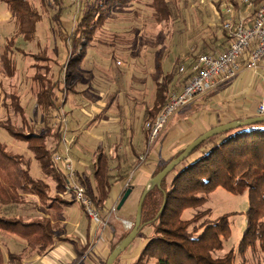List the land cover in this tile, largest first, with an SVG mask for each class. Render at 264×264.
<instances>
[{
    "label": "trees",
    "instance_id": "trees-1",
    "mask_svg": "<svg viewBox=\"0 0 264 264\" xmlns=\"http://www.w3.org/2000/svg\"><path fill=\"white\" fill-rule=\"evenodd\" d=\"M52 1L49 5L53 4L58 9L54 19L60 21L66 10L64 0ZM252 1L254 4L252 12L255 14L264 0ZM1 2L7 7V12L17 26L16 37L21 36L28 42L35 40L37 25L42 19L39 10L47 12L48 0H1ZM138 2L139 0H93L90 5L83 2L79 8L81 14L76 19L71 32L60 34L66 45L70 46V51L62 68L64 74L62 71L57 78L50 75L54 60L47 48L37 54L23 53L35 62L32 67L35 70L33 80L38 85L36 100L45 125L49 126L50 117L61 111L59 95L65 97L76 92L75 86L80 82L76 73L86 57V49L95 40L97 34L106 27L113 11L118 7ZM224 2L227 4L234 2L239 10L240 1L216 2V7L223 16L220 23L223 44L229 46L231 37L223 27L227 16L221 9ZM147 6L153 10V18L157 24L169 22L173 17L169 0H148ZM15 40V37L10 40L0 58V71L10 77L14 75L15 70L11 58L16 50L13 46ZM204 54L216 55L215 52H204ZM198 58L192 61L188 68L178 69V66L173 73L162 76V83H157L153 106L144 107L145 123L155 121L165 107L171 95L169 86L175 74L180 72L187 75V81L191 76V68ZM180 62L177 61V65ZM7 100L11 102L10 105L15 113L24 114L18 95L7 94L2 106L7 107ZM0 128L15 140L26 142L27 149L33 156L28 158L23 154L12 153L0 142V231L18 238L31 251L41 256L56 243L53 220L46 216L42 218L36 216L27 220L22 213L9 216L2 211L27 205L30 196H37L40 202L47 204V209H51L54 202H58L61 206L73 204L50 195L53 190L63 191L68 182L63 168L54 164L52 159L53 154L60 151L61 135L53 134L51 127H48L46 133H39L36 126L29 125L27 121H24L22 126H16L10 119L0 121ZM144 132L148 140L149 133L146 127ZM52 136L55 137L58 145L49 148L48 140ZM183 151L184 149L162 164L154 177ZM33 161L37 163L44 178H36L32 175ZM111 162V157L107 153L100 152L97 155L92 166L94 188L87 179L83 180L80 175L79 178L77 176L78 182L85 187L87 195L100 209H105L115 182L128 177V171L120 172L121 169L118 175H112ZM244 186L248 187L249 199L246 231L237 251L231 250L223 257H215V253L224 249V244L230 237L232 214L212 219L211 209H207L197 212L189 220H184L182 215L188 209H198L206 205L210 194L219 188L223 187L236 195ZM141 225L143 228L137 238L143 237L146 243L135 264H245V262L237 263L238 254L245 256L248 251L264 254V121L222 132L197 146L196 150L163 180L160 187L155 186L147 193L142 209ZM122 227V224H114L111 253L133 230L132 228L125 231ZM147 229L150 233L148 236L144 233ZM9 257L12 263H21V256L9 253ZM4 258L5 255L0 247V264H5Z\"/></svg>",
    "mask_w": 264,
    "mask_h": 264
},
{
    "label": "crops",
    "instance_id": "crops-1",
    "mask_svg": "<svg viewBox=\"0 0 264 264\" xmlns=\"http://www.w3.org/2000/svg\"><path fill=\"white\" fill-rule=\"evenodd\" d=\"M221 9L224 12L223 6ZM239 10L247 16L253 15L252 10H248L244 5H241V3ZM215 11L216 21H214V23H217L218 19L220 25L221 18L223 17L222 13L217 7ZM214 35L215 36L212 38L208 37V40L204 42L201 48L203 54L204 52H215L217 55L229 47L227 44H223L224 39L221 31L216 32ZM192 52L191 50L188 51L184 59L181 56L176 57L175 65L173 68H170L168 73L161 70V65L156 67L155 73L152 74L153 84L156 85L152 103H149L147 96V90L152 86V83H147L146 80H142V82L135 80L130 82L126 80V77L129 76L132 71L127 63L125 65L126 68L111 69V71L105 70L104 73H112V76L114 75L115 78H113L114 83L107 86L109 88H104V84L101 83H97V86H95L94 80L91 82V85H89L88 92L85 91L86 89H77L75 86L76 92L73 94L75 97H82L83 100L85 97H88L93 102H96L97 106L96 110L92 111V114L90 113L91 117L88 120H86V117L80 120L82 125L78 130H82V132L77 130L75 135H73L68 128V135L70 134L71 139L68 135L67 138L72 142L71 151L72 146L76 145L77 142L81 140V133L83 132L89 133V131H91L90 134L92 136L90 135V138L98 141L99 144L96 143V147H91L90 161L79 157L77 158L72 152H70V156L76 163L78 178L80 175L83 180L87 179L92 188L95 187L92 177V166L100 152L107 153L111 157L112 175H118L120 172L128 171V177L126 179L115 182L110 197L105 205V209H107L114 203H118V212L112 219L108 228L102 233L85 215L83 209L78 204H64L63 206L54 205L51 209H46L44 207V211L39 208L41 206L39 198L37 196H30L29 203L22 206L24 208L22 209L24 216L27 220L36 217V215H38L37 213L41 214L39 216L41 218L43 216L50 217L55 225L56 243H54V246L48 252L40 256L31 251L23 242L18 239L16 240L15 237L5 236L0 232L1 236L4 235L2 237L5 239L4 243H6V245H3L0 242V247L5 255V264H14L8 259L10 258L9 253H15L21 256L22 259L20 264L106 263L111 253L113 234L115 232L114 224H122L123 230L128 231L123 221L134 223L133 219L135 216L136 220L137 207L144 193V189L162 164L185 149L198 137L218 126L260 116L258 112L259 107L264 103V65L262 64L256 71L250 70L244 67V58H242L240 60V68L237 76L228 81L216 82L210 90L203 93V95H199L186 107L180 109L172 120L169 121V125L162 133L156 145L150 148L147 159L141 162L140 157L146 152V148L148 147L144 125L141 127L137 125L143 118V122H145L144 107L146 105L149 107L153 106L156 99L157 83H162V76L173 73L179 65L185 62L184 60H193L196 54ZM162 60L163 55L158 54L156 61L161 64ZM179 60L181 62L177 65V61ZM120 66H124V63L121 62ZM182 67L184 66L182 65ZM156 76L159 80L155 79ZM186 77L187 75L177 72L169 86V93H180L185 85ZM81 81L82 79L80 78V82ZM149 89L151 90L152 88ZM66 97L65 104L67 103ZM62 98L63 96L60 94L59 99ZM77 101L79 100H75L76 104H78ZM86 105L87 104H85V106ZM123 106H125L126 109L125 115H123ZM62 107L64 109V106ZM119 111L122 116L119 115ZM141 111L143 117L139 114ZM87 116H89V114ZM123 123H127L126 128H123L125 137L124 135L121 137L120 133L122 132H118L114 128ZM107 125L110 128L104 130V127H108ZM116 136L119 137L120 140L123 139L125 144L120 142V140L118 142H111ZM105 141L109 143L106 146ZM83 148L85 149L86 147L83 145ZM109 149H113L112 152H107ZM59 152L62 154L64 153L63 145L60 146ZM95 153L98 154L95 155ZM112 163H115V165ZM120 169L121 171L119 172ZM41 178H44V176L42 175ZM128 190H130L131 193L119 208ZM54 191L55 190H53V192ZM66 201L69 202L68 200ZM25 207L28 208L26 209ZM34 213H36L35 216H33ZM144 233L147 236L150 235L148 229ZM145 243L143 237L136 238L133 243L121 253L116 264H135Z\"/></svg>",
    "mask_w": 264,
    "mask_h": 264
},
{
    "label": "rangeland",
    "instance_id": "rangeland-1",
    "mask_svg": "<svg viewBox=\"0 0 264 264\" xmlns=\"http://www.w3.org/2000/svg\"><path fill=\"white\" fill-rule=\"evenodd\" d=\"M92 1L93 0H79V3L76 4L73 3L72 0H64L66 10L62 14L60 21H56L54 17L58 9L53 4L49 5V3L53 1L48 0L47 4L49 7L46 9L47 12L42 9L39 10L42 19L37 25L36 38L28 42L21 36L16 37L17 26L11 18L10 13L7 12V7L0 0V58L10 40L14 37L16 39L13 45L16 47V50L11 55L15 67L14 75L10 77L0 71V121H7L10 119L16 126H22L24 121H27L29 125H35L39 133H46L49 129L48 127H51L53 134L56 133L54 127H52L53 115L51 116L52 118L50 117L49 126L45 125L42 121L43 114L36 100L38 85L33 80L35 70L32 65L35 62L30 56H24L23 53L37 54L44 50V48H47L48 53L54 60V63L51 64L50 75H53L55 78L59 77L62 74V68L65 65L66 58L70 51V46L66 45L67 43L60 34L71 32L75 26L76 19H78L81 14L79 8H81L83 2L90 5ZM169 1L173 9V17L169 22L163 24H157L155 22L153 10L147 6L148 0H139L137 5L135 3L116 8L110 15L106 27L97 34L95 40L90 43L86 49V57L78 67L76 73V76L82 79L78 86H76L77 89H86L85 91L88 92L89 85H91L93 80L95 86H97V83H101L104 84V88H109L107 86L114 83V75L112 76V73L110 74L109 72L107 74L104 73L105 70L111 71V69L126 68L125 65L127 63L132 71L129 76L126 77V80L130 82L133 80L139 82L146 80L147 83H152V86L149 87L152 89L150 90L148 88L147 90L149 103H152L156 89V85H154L152 81V74L155 73L157 66L161 65V70L168 73L170 68H173L175 65V58L181 56L184 59L186 57L185 54L190 50L193 51V54H196V57L193 60H184L185 62L182 63V65L185 68H188L189 64L197 57L205 55L202 54L203 50L201 51L204 42L208 40V37H214L216 32H222L219 20L217 19V23H214V21H216V2L219 0ZM239 1L241 5H243L242 1L244 0ZM226 5L227 2H224L222 5L223 8H225ZM158 54L163 55L161 64L156 61ZM119 61L123 62L124 66L121 67ZM182 65H179L178 69H180ZM155 79L159 80L157 76ZM10 93L20 97V105L24 109L23 115L15 113L9 100L6 102L7 107L2 106L4 97ZM65 97L59 100V105L61 111L68 116L66 118H68L69 130L75 135L76 131L82 125L80 120L85 117L86 120H88L91 117L90 113L96 110L97 105L96 102H93L88 97H85L83 100L82 97L77 98V96L75 97L73 94H68L66 97L67 103L64 104ZM75 100H79L77 101L78 104L75 103ZM85 104L87 105L85 106ZM62 106H64V109ZM123 107V115H125L126 109L125 106ZM88 114L89 116H87ZM139 114L143 117L142 111ZM119 115L122 116L120 111ZM23 118H25V120ZM143 119L139 121L140 123L138 122L137 125L140 127L144 125L143 127L145 129L146 123L143 122ZM126 126L127 123H123L116 127H112L118 132H122L120 133L121 137H123V135L125 137L123 128H126ZM108 128L110 127H104V130ZM78 131L82 132V130ZM90 133L91 131H89V133H81V140H79L76 145L72 146L71 152L77 158L79 157L90 161L91 147H96V143L99 144L98 141L90 138ZM68 136L69 138L71 137L70 134ZM70 139L68 140L70 141ZM119 140V137L116 136L111 142H118ZM0 142L5 144L12 153L23 154L28 158L33 157L27 149L26 142L15 140L1 128ZM120 142H123V139H121ZM123 143L125 144V141ZM108 144V141H105V146ZM57 145L58 142L55 140V137L52 136L48 140V147L52 148ZM83 145L86 147L85 149ZM112 150L113 149H109L107 152L110 153ZM97 154L98 153H95V155ZM144 154L145 152L142 155ZM112 164L115 165V163ZM31 167L32 175L36 178H41L42 174L35 161H33ZM49 182L51 183V181ZM61 194L62 191H51L50 195L52 197L56 196L63 201L68 200L69 202H74L73 195L63 197ZM209 198L206 205L198 209L186 210L182 218L184 220H189L195 216L197 212L207 209H211L212 219H217L225 214H232L230 217V237L225 242L224 249L215 253V257H223L231 250L237 251L240 240L246 231V212L249 208L248 187L244 186L240 188L236 195L228 192L222 187L210 194ZM73 204H75V202ZM54 205L58 206L59 204L58 202H54ZM46 206L47 204L41 202L39 208L45 211L44 207L47 209ZM25 208L27 209L28 207ZM22 209L24 208L19 205L17 207L8 208L6 210L7 212L4 210L1 211L9 216H16L20 213L23 214ZM37 214L38 215L34 213L33 216L41 215L40 213ZM133 220L135 222V218ZM0 232L5 236L14 237L2 231ZM2 236L0 234V242L6 245V243H4L5 239ZM17 239L18 238H16V240ZM241 262H245V264H264V254L259 252L253 253L251 251H248L245 256L238 254L237 263Z\"/></svg>",
    "mask_w": 264,
    "mask_h": 264
},
{
    "label": "built area",
    "instance_id": "built-area-1",
    "mask_svg": "<svg viewBox=\"0 0 264 264\" xmlns=\"http://www.w3.org/2000/svg\"><path fill=\"white\" fill-rule=\"evenodd\" d=\"M73 3H79V0H72ZM248 9H254L252 0L242 1ZM226 21L224 30L231 37L229 47L215 55H201L191 68V76L185 82L180 93H172L163 108L157 115L155 121L146 123L148 131L147 150L140 157L143 162L147 159L149 150L156 145L162 133L169 125V121L196 97L203 95L210 90L216 82L231 80L237 76L240 68V60L244 58L246 68L256 71L264 65V1L259 6L255 14L245 15L234 3H228L224 8ZM259 115H264V103L259 107ZM56 133L61 135V145L64 147V153L56 152L53 154V162L60 165L68 178L67 185L62 191V196L73 195L74 202L81 206L85 215L97 226V229L103 233L108 228L112 219L118 211V203H114L107 209L96 207L92 199L87 195L86 189L77 180V167L75 161L70 156L72 142L68 140V121L63 111L55 113L53 117V126ZM125 228L131 230L133 223L123 221Z\"/></svg>",
    "mask_w": 264,
    "mask_h": 264
},
{
    "label": "water",
    "instance_id": "water-1",
    "mask_svg": "<svg viewBox=\"0 0 264 264\" xmlns=\"http://www.w3.org/2000/svg\"><path fill=\"white\" fill-rule=\"evenodd\" d=\"M264 121V115L263 116H258L255 118H249L244 121H235L231 122L225 125L218 126L208 132L206 134L201 135L198 137L196 140H194L192 143H190L182 152V154L176 158L175 160H172L171 163H169L168 166H166L157 176L152 178V180L148 183V185L144 189V193L139 201L138 207H137V212H136V220L135 224L133 227V230L129 234V236L122 240V242L116 247V249L108 256V259L105 264H115L116 260L118 257L123 253L132 243L133 241L137 238L138 234L142 230L143 226L141 225L142 222V209H143V204L146 198L147 193L153 189L155 186L160 187L163 180L177 167L179 166L182 161L187 159L197 148V146H200L202 143H204L207 139L210 137H213L215 135H218L222 132H226L235 128H239L242 126H247L250 124H255L258 122ZM131 191L128 190L126 191L123 200L121 201V204L119 208L122 206L124 201L129 197Z\"/></svg>",
    "mask_w": 264,
    "mask_h": 264
}]
</instances>
